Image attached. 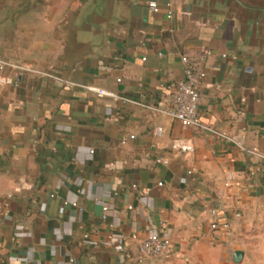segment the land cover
Masks as SVG:
<instances>
[{"label": "crops", "instance_id": "1", "mask_svg": "<svg viewBox=\"0 0 264 264\" xmlns=\"http://www.w3.org/2000/svg\"><path fill=\"white\" fill-rule=\"evenodd\" d=\"M210 6L0 0L2 58L76 85L1 72L0 264H235L237 250L255 264L264 161L164 113L180 57L202 59L201 124L264 154V30L248 36L235 13ZM151 234L171 247L140 261L130 237Z\"/></svg>", "mask_w": 264, "mask_h": 264}, {"label": "built area", "instance_id": "2", "mask_svg": "<svg viewBox=\"0 0 264 264\" xmlns=\"http://www.w3.org/2000/svg\"><path fill=\"white\" fill-rule=\"evenodd\" d=\"M148 9L153 12L157 13L159 11V7L155 2L148 3ZM166 18H172V11L170 6L167 5L166 8ZM172 32V30H170ZM180 61L183 65L182 69V79L177 83L175 89L170 94L169 98V105L168 108L164 111L172 119L176 120L181 126L186 128H194L200 130L204 133L209 134L210 136L216 138L217 140H221L228 145H233L239 148L241 151L248 153L249 155L259 159L260 161H264V154H261L256 149L246 150L242 144H240L236 139L229 136L223 131L216 130L211 127H207L201 124L199 119V104L201 101L199 87L201 86L203 79L205 77V72L202 65V59H189L186 56H181ZM9 67L13 70H18L19 72H29L34 74H41L53 79H56L67 86H76L75 84L68 82L66 80H62L59 78H55L48 74L21 68L19 66H14L9 64L5 61L2 56L0 55V82H5L4 79L1 77V72L4 68ZM85 91L95 94L97 97H107L111 98L112 100H117L118 97L108 92L104 89L93 87V86H80ZM157 132L160 133L161 130L157 129ZM134 136H129V140H132ZM126 139L121 141V144H125ZM182 148L188 152L193 151V147L190 142H187L182 145ZM158 186H161V183H158ZM135 187V186H133ZM145 193H148V190H145ZM66 204V203H65ZM75 206V204H73ZM106 211V208L103 209ZM217 208L211 210V215H217ZM235 217L238 218L239 214H235ZM102 219H105V215L102 216ZM211 229L213 230H223L228 231L230 229V223L225 222L222 224H218L213 222L211 224ZM86 237V236H85ZM108 240H111L112 237L108 236ZM120 239L122 241H126L125 236L120 235ZM130 240L135 242V247L137 254L140 258V261L143 260H151V261H161L171 247V242L168 237L160 234H151L142 238H137L135 236H131Z\"/></svg>", "mask_w": 264, "mask_h": 264}, {"label": "water", "instance_id": "3", "mask_svg": "<svg viewBox=\"0 0 264 264\" xmlns=\"http://www.w3.org/2000/svg\"><path fill=\"white\" fill-rule=\"evenodd\" d=\"M210 7L228 10L235 13L241 20L248 36L264 30V0H207ZM243 252L234 251L232 260L235 264L242 261Z\"/></svg>", "mask_w": 264, "mask_h": 264}, {"label": "rangeland", "instance_id": "4", "mask_svg": "<svg viewBox=\"0 0 264 264\" xmlns=\"http://www.w3.org/2000/svg\"><path fill=\"white\" fill-rule=\"evenodd\" d=\"M262 223H260L258 226H254L252 227L251 230V235L252 236H261L262 238H260V240L263 241H255L253 243H251L252 247L256 248L258 250V248H260V252H254L253 250V256H252V260L255 264H264V217L262 218ZM259 240V239H258ZM262 254V255H261Z\"/></svg>", "mask_w": 264, "mask_h": 264}]
</instances>
